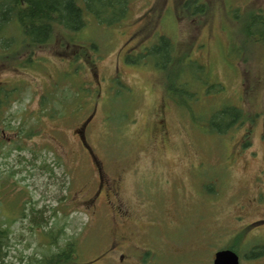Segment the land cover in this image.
<instances>
[{
  "label": "rangeland",
  "instance_id": "374dc122",
  "mask_svg": "<svg viewBox=\"0 0 264 264\" xmlns=\"http://www.w3.org/2000/svg\"><path fill=\"white\" fill-rule=\"evenodd\" d=\"M196 4H204V12L195 13ZM258 11L261 19L254 18ZM8 31L15 51L21 30ZM138 31L139 42L131 38ZM261 32L264 0H130L127 17L117 25L92 20L80 32L56 31L41 47L29 44L12 54L8 46L4 58L39 60L34 69L31 62L22 67V78L34 85L36 107L24 129L34 135L17 144L39 154L19 156L11 145L9 156H0V223L10 233L6 264H35L47 255L54 249L47 231L56 223L78 238L74 264H89L108 247L114 229L109 209L99 200L103 208L97 211L82 203L92 194L95 174L89 155L104 162L105 172L123 177L120 197L141 213L131 225L139 233L134 242L144 249L136 264H213L214 253L229 246L241 264H264V256L253 259L250 253L264 245V224L253 225L264 219ZM163 40L171 46L169 62L153 53L168 45ZM77 55L93 64L77 62ZM8 63L14 66L4 67L0 81L15 74L16 63ZM180 82L193 98H180ZM74 92L79 98L68 110L48 105L61 93L70 102ZM29 98L26 88L24 102ZM226 106L252 122L241 119L225 133L212 132L213 116ZM161 109L166 135L153 130ZM83 124L82 145L76 129ZM149 187L150 202L143 199ZM154 214L156 223L150 221Z\"/></svg>",
  "mask_w": 264,
  "mask_h": 264
},
{
  "label": "trees",
  "instance_id": "16d2710c",
  "mask_svg": "<svg viewBox=\"0 0 264 264\" xmlns=\"http://www.w3.org/2000/svg\"><path fill=\"white\" fill-rule=\"evenodd\" d=\"M191 2L195 4V2ZM129 5L130 0H0V42L4 47L3 50H7L8 46H10L11 42L14 40L13 35L8 34L7 32H9L8 30L12 31L18 27L21 30L20 47L14 51L10 46L11 53H17L19 49L29 44L32 47H41L43 44L50 42L56 34V31L60 29L70 31L72 33L80 32L82 29L87 27L89 21L92 20L95 21L97 25L107 27L117 25L127 17ZM207 10L208 8H206V12ZM187 11L190 12V14L194 12L202 13L204 12V8L201 5L196 4L194 12L191 13L190 10ZM259 11L254 12L255 19H261V15L258 14ZM247 32L250 34L249 29ZM261 33L264 37V32ZM163 41H165L164 44L169 43L167 40ZM246 41L251 42V37H246ZM89 47L94 53L96 46L94 44H90ZM170 48V44L163 47H156L153 49V53L159 59L163 53L166 61L169 62L170 60L167 55ZM60 49L63 50V46H60ZM65 49H68V45ZM240 52L243 56H247L243 46L241 47ZM68 55L70 56V54ZM32 56L33 55L28 58V62H26V64L30 63L31 60H34V56ZM75 57L77 62L88 61V65L91 66L93 64L92 61H89L86 55H77ZM37 60L38 59L34 61ZM37 62H39V60ZM180 73L181 70L177 71L178 77L180 76ZM180 83V98L183 97L186 99V96L193 98L192 96L194 94L187 91L184 92L186 87L182 82ZM172 87L173 90H176V85ZM74 93L76 96H74V99L71 98L70 102H67V96L62 93L59 96L56 95L57 97L54 98L51 96V100H49L48 105L54 104L60 106L62 109L65 108L68 110L67 107L79 98L78 92ZM176 102L179 103L178 100H176ZM186 108L190 109L189 106ZM246 117L247 116H245L243 112L238 110L236 107H223L213 116L210 130L214 132L216 129L220 133H225L228 129L233 128V126H235V124L241 119L252 122L250 118L247 119ZM38 154L36 151V155ZM32 211L33 214H36L35 209H32ZM60 216L65 218L64 216L67 215L64 214V211H62L60 212ZM53 217H56L55 211H53ZM44 222L45 224H49L50 221ZM37 225L40 226L39 223ZM41 227L42 226L39 228ZM47 233L48 244L51 247H54V249L50 250L48 248V254H44L43 258L36 261L35 264H74L78 255V238L76 239L74 236H67L64 232V226L59 227L58 223L54 225V228L49 229ZM241 237L242 236H239L240 239H242ZM9 239L10 233L8 228L4 226V223H0V264H6L7 257L9 256ZM60 239L63 240L62 244H60ZM229 248L237 252V250L232 246H229ZM250 253L253 259H258L264 254V248L257 245L253 246Z\"/></svg>",
  "mask_w": 264,
  "mask_h": 264
},
{
  "label": "flooded vegetation",
  "instance_id": "af4514ba",
  "mask_svg": "<svg viewBox=\"0 0 264 264\" xmlns=\"http://www.w3.org/2000/svg\"><path fill=\"white\" fill-rule=\"evenodd\" d=\"M148 21L147 23H150ZM144 26H142L143 28ZM138 31L135 35L134 40L139 42L141 39L138 38ZM130 43L129 41L126 44ZM135 46H130L126 51L129 55L131 48ZM1 48V47H0ZM4 49V47H2ZM1 50V49H0ZM0 54H3L4 50L0 51ZM12 54H16L13 52ZM14 57H3V60L0 62V73L5 69L11 68L10 66H14L8 61L12 60L16 63V68H12L13 72L12 77L7 80L0 81V156H9L10 149L9 147L12 145L15 151L18 152V155H25L26 152L30 154V156H36L35 148L32 147H22L17 144L19 142H24L27 139H31L34 135V129H30L28 134L24 133L25 123L26 121L31 123V119H34V109L36 107V95L35 90L31 91V87L34 88V85L30 83V80L26 78H22V67L27 68V64L25 62L19 61L18 57L13 55ZM18 61V63L16 62ZM32 65H29V69L32 67L34 69V60H31ZM25 65V66H21ZM18 73L19 75H17ZM21 75V76H20ZM26 88L29 89V98L28 102H24V97L26 93ZM24 111H27L29 114L26 117L23 114ZM33 113V115H31ZM157 119L154 122L153 130L155 132H162L163 135L167 134V128L165 129L166 124L164 123V112L163 109L159 111L156 115ZM155 117V118H156ZM86 124L77 129V133L79 134V140L83 145V139L85 138V130ZM28 150V151H26ZM4 151V152H3ZM88 161L92 165V168L95 171L93 176V181L90 185L92 189V194L86 199L82 200V203L85 204L87 208H91L94 211H97L99 207L96 203L99 200L101 206H105L109 209L111 213V221L114 224V229L111 234V242L106 249L99 251L100 254H95L94 258L89 261V264H101V262H106L107 264H136L134 261L135 258L139 257L142 260V253L144 251L143 248H140L134 240L133 236L139 235L138 232L131 225H135L137 220H141L142 216L135 211L133 204H126L120 197V193L122 190L123 177L121 175L111 174L109 172H105V164L99 161L97 156H88ZM229 165L230 162H227ZM141 194V192H140ZM144 200L150 202L153 200L154 194L151 191L150 187L147 192H145ZM236 217V220L239 224L240 219L244 220V216L242 213H239ZM158 216L153 215V219L150 221L156 223V219ZM152 223H150L152 225ZM253 225H261L264 224V219L255 222ZM118 224L120 226H118ZM251 226V225H249ZM119 228L125 229L124 231H120ZM157 240V238H156ZM264 248V245H257ZM127 250V251H126ZM264 254L259 257L261 259ZM112 261V262H111Z\"/></svg>",
  "mask_w": 264,
  "mask_h": 264
},
{
  "label": "water",
  "instance_id": "95a60500",
  "mask_svg": "<svg viewBox=\"0 0 264 264\" xmlns=\"http://www.w3.org/2000/svg\"><path fill=\"white\" fill-rule=\"evenodd\" d=\"M213 264H240V258L233 250H220L216 252Z\"/></svg>",
  "mask_w": 264,
  "mask_h": 264
}]
</instances>
